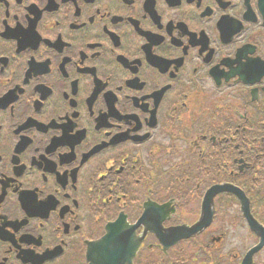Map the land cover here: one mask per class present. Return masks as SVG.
Wrapping results in <instances>:
<instances>
[{
	"label": "flooded vegetation",
	"instance_id": "af4514ba",
	"mask_svg": "<svg viewBox=\"0 0 264 264\" xmlns=\"http://www.w3.org/2000/svg\"><path fill=\"white\" fill-rule=\"evenodd\" d=\"M222 184L131 264H264V0H0V264H97L119 214L191 225Z\"/></svg>",
	"mask_w": 264,
	"mask_h": 264
},
{
	"label": "water",
	"instance_id": "95a60500",
	"mask_svg": "<svg viewBox=\"0 0 264 264\" xmlns=\"http://www.w3.org/2000/svg\"><path fill=\"white\" fill-rule=\"evenodd\" d=\"M228 189V187L222 185L212 186L203 198L200 218L190 227L182 225L172 228H163L162 220L173 208H168L165 205L157 206L154 203L148 205L136 225H127L124 217L118 218L115 222L110 223L106 227V234L96 243L97 248L102 246L101 259H104L107 264L115 261L121 264L129 263L142 239V237H136L134 233L136 226L140 223L145 225L146 230H152L156 233L164 248H167L170 243L179 238L187 237L200 231L211 219V202L213 195ZM101 259H97V262Z\"/></svg>",
	"mask_w": 264,
	"mask_h": 264
}]
</instances>
